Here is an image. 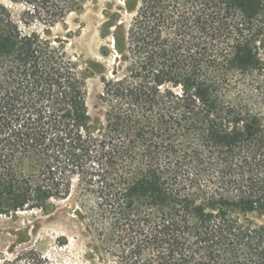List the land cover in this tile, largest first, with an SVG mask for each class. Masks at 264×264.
Returning <instances> with one entry per match:
<instances>
[{
    "label": "trees",
    "instance_id": "trees-1",
    "mask_svg": "<svg viewBox=\"0 0 264 264\" xmlns=\"http://www.w3.org/2000/svg\"><path fill=\"white\" fill-rule=\"evenodd\" d=\"M10 1L0 215L54 208L78 178L120 264H264V0H125L130 24L107 30L129 75L102 78L97 131L88 71L52 35L88 0Z\"/></svg>",
    "mask_w": 264,
    "mask_h": 264
},
{
    "label": "rangeland",
    "instance_id": "rangeland-1",
    "mask_svg": "<svg viewBox=\"0 0 264 264\" xmlns=\"http://www.w3.org/2000/svg\"><path fill=\"white\" fill-rule=\"evenodd\" d=\"M8 5L10 0H0ZM125 0H88L82 11L70 14L64 23L57 25L53 38L65 40L67 50L81 70H87V101L92 127L97 131L105 123L107 107L102 103L103 77L129 75V64L119 62V54L113 48L111 31L107 30L108 17H114L118 25L127 27L133 15L125 10ZM17 13L23 5H14ZM82 185L74 178L72 195L55 202L47 211L34 210L14 215H0V258L19 259L29 264L24 253H31L40 264H120L110 254L106 243L98 236L93 217L96 200L88 195L82 200ZM258 225L264 218L250 215Z\"/></svg>",
    "mask_w": 264,
    "mask_h": 264
}]
</instances>
